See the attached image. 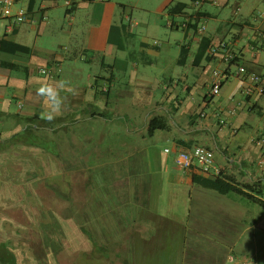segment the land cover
I'll return each mask as SVG.
<instances>
[{
    "label": "crops",
    "instance_id": "obj_1",
    "mask_svg": "<svg viewBox=\"0 0 264 264\" xmlns=\"http://www.w3.org/2000/svg\"><path fill=\"white\" fill-rule=\"evenodd\" d=\"M178 2L187 7L173 17L178 24L173 28L185 29L184 37L175 39L178 52L169 62L174 66L164 65L169 57L164 59L167 51L162 47L168 48L170 40L157 46L144 35L133 50L152 68L163 63L159 75L150 77L136 71L137 59L129 62L117 53L128 49V34L139 26L133 16L139 8L136 2L18 0L14 10L26 8L29 18L13 27L0 10V41L11 42L15 49L0 43V117L7 119L2 138L22 131L25 117L44 119L48 105L36 96V89L58 81L67 86L60 92L64 104L55 117L56 130L77 138L72 129L84 122H118L128 136L120 143L129 154L127 174L108 183V194L101 195L102 208L97 199L94 208V198H86L83 214L56 212V259L47 252L52 246L43 245L44 254L32 255L27 264H229L230 255H235V264L243 260L264 264V205L255 201L264 202V9L252 13L253 21L240 23L219 19V9L208 10L210 5L225 7L230 0H202L198 6L193 0H170L154 12L165 16L168 24L172 18L168 8ZM209 20L215 24L209 26ZM197 22L206 24L205 32L198 31ZM225 23L238 31L230 29L224 35ZM203 40L209 46L202 54ZM223 40L232 44L235 59L226 61L224 51L211 52ZM242 40L247 41L243 47ZM184 51L186 59L180 63ZM114 54L115 63H108L107 57ZM79 60L100 64L111 74L80 77ZM115 66L123 76H115ZM130 66L135 69L131 73ZM241 66L261 81L240 74ZM45 68L48 74L40 71ZM215 70L226 76L220 93L213 96ZM13 102L20 108L17 113L10 109ZM154 118L162 119L167 128L149 134ZM91 130L88 126L83 140L92 144L91 153L102 154L103 139L94 145ZM57 136L56 147L61 145ZM196 145L214 151L219 175L175 165L178 151ZM203 178L224 179L252 198L221 193L197 181ZM100 218L113 228L109 237L102 222L93 225Z\"/></svg>",
    "mask_w": 264,
    "mask_h": 264
},
{
    "label": "rangeland",
    "instance_id": "obj_2",
    "mask_svg": "<svg viewBox=\"0 0 264 264\" xmlns=\"http://www.w3.org/2000/svg\"><path fill=\"white\" fill-rule=\"evenodd\" d=\"M131 1L138 3L139 8L134 10L133 16L140 23L138 28H134L128 34V49L124 52L118 50L117 53L124 54L129 62H134L137 59L140 66L136 71L139 74L147 73L146 75L149 77L152 74L159 75L163 63L157 64L159 68H152L142 59L141 53L133 50L139 48L144 35L152 43L155 40L160 44L170 40L169 47L166 48L164 45L162 49L164 52L167 51L163 54L166 56L164 59L167 60L169 57L168 63H164V65L167 68L173 67L174 64L169 62L178 52L175 39L184 37L185 29L170 28L166 24V17L154 12L155 10L160 11L164 3L167 4L170 0ZM263 3V0H230L225 7L210 5L208 10L216 13L219 9V19H230L240 23L245 20L253 21L252 13L264 9ZM238 7H240V11H237ZM208 23L209 26L215 24L214 20H209ZM232 26V23L223 24V34L226 35L225 33H228L230 29H233V32L238 31L236 27ZM246 42L242 40L241 47L246 45ZM151 48L156 50V47L151 46ZM116 56L117 54L107 57V62L114 64ZM78 63L77 65L82 69L80 77L100 73L111 74L109 69L101 68L100 64L91 65L80 60ZM120 69V67H116L115 76H123ZM132 70L135 69H131L130 66V73ZM10 109L14 113L20 110L15 102L12 103ZM4 123H7L6 117L3 119L0 117V130ZM88 126L92 127L94 145L97 139H103L101 146L104 152L102 154L91 153L93 151L92 144L84 141V133ZM72 130L76 132L77 138L69 136L67 130L64 133L59 132V129L56 130V121L51 126L40 123L35 130L36 134L56 142L57 133V138H61V147H56L53 143L44 145L47 148L25 147L23 144L21 146L13 143L0 153V246L2 243L7 244L6 250L9 248L14 252L21 264H27L32 255L36 254L41 257L46 250L42 249L43 245L52 246L47 252L51 251V255L56 259V212L83 214L86 208V198H94L92 202L94 208L97 203L101 204L102 208L101 195L102 193L108 194V190L105 189L108 183L114 182V179L120 175L127 174L125 167L128 160L126 157L129 154L125 152V148L120 146V143L123 138L128 136L126 130L120 127V123L84 122L80 124V127L74 126ZM112 142L115 145L109 146L108 144ZM2 146L4 148L6 145L2 144ZM58 149L61 150L58 152ZM86 150L89 155L88 152H85ZM86 156L88 157L86 158ZM87 180H90V184L87 183ZM114 203L115 201L112 202V204ZM106 211L104 210V212ZM77 219L83 220V217L78 216ZM93 221V225L102 222L100 226L104 235L106 237L111 235L110 231L113 228L107 222L104 223L102 218Z\"/></svg>",
    "mask_w": 264,
    "mask_h": 264
},
{
    "label": "built area",
    "instance_id": "obj_3",
    "mask_svg": "<svg viewBox=\"0 0 264 264\" xmlns=\"http://www.w3.org/2000/svg\"><path fill=\"white\" fill-rule=\"evenodd\" d=\"M18 2V0H0V10L1 14L4 17L10 18L12 20L11 27L16 24H20L26 22L29 18V14L26 8L20 7L17 10H14V5ZM195 5L202 4V0H195ZM259 14H261L259 12ZM171 26L178 25L177 22L173 20H169L168 22ZM183 27L189 26V21L182 24ZM197 28L200 33L205 32L206 24L198 23ZM155 45H160L159 41L154 42ZM218 51H224V59L226 61L233 60L237 57L236 52L234 51L232 44L229 41L223 40L219 43V45L213 46L211 48V52L213 54L218 53ZM42 73L49 72L48 69L40 70ZM239 73L246 75L248 79L254 82L261 81V77L259 75L248 73L247 69L244 66L239 68ZM215 80L211 86L210 93L215 96L218 95L221 91L223 81L225 79L226 74H222L220 70H215ZM106 89V88H105ZM23 101L19 102L20 107L23 105ZM221 123L225 124V120L221 119ZM261 143L264 144V140H261ZM169 151V149H167ZM175 165L181 170L195 169L204 174L214 173L216 175L220 174V169L215 165V153L211 148H208L204 145H196L191 149H185L178 151L174 158ZM234 260L235 255H230ZM241 264H255L253 260H243Z\"/></svg>",
    "mask_w": 264,
    "mask_h": 264
},
{
    "label": "trees",
    "instance_id": "obj_4",
    "mask_svg": "<svg viewBox=\"0 0 264 264\" xmlns=\"http://www.w3.org/2000/svg\"><path fill=\"white\" fill-rule=\"evenodd\" d=\"M193 1H195V0H193ZM186 7H187V4L182 3V2L172 4L168 8V11H169L170 15L172 16V18H170V19L175 22L176 20L173 17L176 14L183 13L184 10L186 9ZM167 25L170 28H173V26H171L169 24H167ZM0 43L2 46H4L5 43H8L10 46V50L12 52L15 51L13 44L11 42L1 40ZM208 46H209V41L203 40V44L201 46L200 53H202V52L204 53L206 51V49L208 48ZM218 53H219V51H218ZM185 59H186V53L184 51L181 54L179 62L184 63ZM10 67H11V65H10ZM55 121H56V118L54 120H52L51 122L47 121L46 119L40 120L37 115L25 117L23 119V124H24L25 128L22 131L17 132L16 134H14L9 139H3L0 135V147L2 144L6 145L4 148H3V146L0 148V153H2L3 150H6L8 147H10V145L13 143L15 145L24 144L27 146H34V147L37 146V147H43V148H47L44 145H49L52 143L54 145H56V142L54 140L42 138L39 135H37L35 132V130L37 129L35 127V125L39 127L40 123H44L47 126H51L54 124ZM160 128L166 129L167 124L162 119H158V118L152 119L150 124H149V134H153L156 129H160ZM197 181H199L200 183L204 184L207 187H211L213 189H216V190L220 191L221 193L237 192V193H240V194L247 196L248 198H250V197L252 198V196H250V194H248L247 192H244L241 188H238L234 184L227 182L226 180L221 179V178H217L216 180H209V179L203 178V179H197ZM245 187H249V189L251 188V186H245ZM255 201L259 202L261 205H264V202L262 200H255ZM6 248H7V244L2 243L0 246V264H18V260H17L16 255L14 254V252H12L9 248L6 250Z\"/></svg>",
    "mask_w": 264,
    "mask_h": 264
},
{
    "label": "clouds",
    "instance_id": "obj_5",
    "mask_svg": "<svg viewBox=\"0 0 264 264\" xmlns=\"http://www.w3.org/2000/svg\"><path fill=\"white\" fill-rule=\"evenodd\" d=\"M66 86V81H58L55 86L51 84H43L36 89V96L38 98H43L49 109L47 115L42 118L51 122L62 112L64 99L61 97L60 92ZM228 259L229 264H235V260L232 257H229Z\"/></svg>",
    "mask_w": 264,
    "mask_h": 264
}]
</instances>
